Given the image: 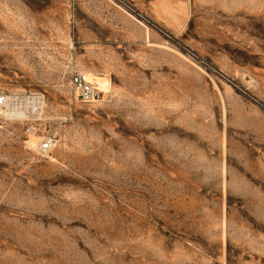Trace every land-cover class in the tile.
<instances>
[{"label":"rangeland","instance_id":"374dc122","mask_svg":"<svg viewBox=\"0 0 264 264\" xmlns=\"http://www.w3.org/2000/svg\"><path fill=\"white\" fill-rule=\"evenodd\" d=\"M0 93V264H264V0H0Z\"/></svg>","mask_w":264,"mask_h":264},{"label":"built area","instance_id":"2783aa9c","mask_svg":"<svg viewBox=\"0 0 264 264\" xmlns=\"http://www.w3.org/2000/svg\"><path fill=\"white\" fill-rule=\"evenodd\" d=\"M73 89L79 94L82 102L94 103L101 98V90L92 82L90 76L85 73H75L71 78ZM9 98L0 93V107H7L11 104ZM58 141L53 137H48L40 142L36 148L42 156H49L57 147Z\"/></svg>","mask_w":264,"mask_h":264},{"label":"bare ground","instance_id":"6f19581e","mask_svg":"<svg viewBox=\"0 0 264 264\" xmlns=\"http://www.w3.org/2000/svg\"><path fill=\"white\" fill-rule=\"evenodd\" d=\"M99 84L102 87L106 85L104 84V82L102 83L99 82ZM20 99H16L15 100L16 102L13 101L14 104L9 110L10 116L17 118H33L41 113L43 107L41 101L42 98L40 99L39 97H31V98L22 97V100Z\"/></svg>","mask_w":264,"mask_h":264}]
</instances>
